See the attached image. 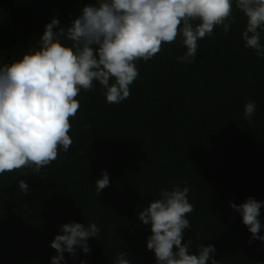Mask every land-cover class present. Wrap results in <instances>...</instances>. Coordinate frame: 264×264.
I'll use <instances>...</instances> for the list:
<instances>
[{
	"label": "trees",
	"instance_id": "1",
	"mask_svg": "<svg viewBox=\"0 0 264 264\" xmlns=\"http://www.w3.org/2000/svg\"><path fill=\"white\" fill-rule=\"evenodd\" d=\"M232 2L235 23L227 34L216 26L198 40L193 63L177 61L186 52L178 34L152 59L134 62L138 77L126 100L107 103L93 81L92 90L76 97L70 148H58L39 171L32 165L0 174V264H50L56 255L50 241L70 222L95 223L100 232L87 240L90 253L65 252L62 264H113L120 252L130 264H156L146 248L150 226L138 214L176 185L189 187L194 210L182 243L190 242L192 254L212 244L219 264H264V241L252 240L229 206L248 197L264 202V56L245 46L246 20ZM93 3L0 0V65L37 47L53 17L67 27ZM249 101L256 105L251 123L243 114ZM101 172L110 183L97 193ZM18 180L27 183V194ZM258 219L264 226V207Z\"/></svg>",
	"mask_w": 264,
	"mask_h": 264
},
{
	"label": "clouds",
	"instance_id": "2",
	"mask_svg": "<svg viewBox=\"0 0 264 264\" xmlns=\"http://www.w3.org/2000/svg\"><path fill=\"white\" fill-rule=\"evenodd\" d=\"M235 7L246 20L241 32L245 46L264 56L260 43L264 0H235ZM232 11V0H94L67 27L53 17L37 47L0 65V174L32 165L39 171L57 158L58 148L66 152L72 144L69 118L80 107L76 97L82 89L92 90L93 81L105 89L107 103L126 100L129 86L138 77L135 61L152 59L162 43L174 42L179 34L186 52L177 61L193 63L198 40L210 36L216 26L228 33L235 23ZM196 20L199 23L194 26L191 21ZM62 38L71 45L63 44ZM255 108L254 101L244 105L249 123ZM109 183L107 172H101L95 182L97 193ZM17 184L27 194V183L18 180ZM188 193L187 186L162 189L138 214L139 221L150 226L146 248L154 253L156 264H219L212 244L201 245L192 254L190 242L182 243L184 230L191 227L186 215L194 210ZM229 206L240 214L251 239L264 241V235H259L264 226L258 219L264 202L248 197ZM59 231L62 234L50 241L56 252L50 264H62L65 252L75 257L77 248L90 253L87 240L98 238L100 229L95 223L70 222ZM126 255L118 253L113 264H130Z\"/></svg>",
	"mask_w": 264,
	"mask_h": 264
}]
</instances>
